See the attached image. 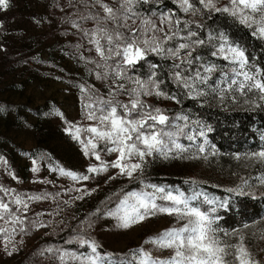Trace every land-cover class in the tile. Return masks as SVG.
Segmentation results:
<instances>
[{"label": "snow or ice", "instance_id": "obj_1", "mask_svg": "<svg viewBox=\"0 0 264 264\" xmlns=\"http://www.w3.org/2000/svg\"><path fill=\"white\" fill-rule=\"evenodd\" d=\"M94 2L100 5L105 15L99 18L97 28L93 32L96 38L90 42L95 45L97 54L105 61L104 67L113 69L114 78L126 79L135 87L126 89L124 83H119L110 89L108 98L98 95L87 96L88 102L84 104L85 117L94 121L95 124L83 129L73 126V139L83 145L86 156L91 153L97 161H100L98 167L90 166L88 172L99 174L112 168L118 169L119 175L132 178L135 173H143L148 157L167 160L178 158L182 152L187 151V148L178 142L181 136L188 141H195L197 135L205 137L204 143L207 144L206 132L203 128L198 134L185 131L186 128H190L187 116L170 119L160 108H153L141 99L142 96L148 95L175 99L174 96H169L160 90V84L163 81L156 80L154 72L146 81L125 76L127 69L135 68L140 61L146 59L149 53L171 60L172 81L190 92H195L196 95H206L204 88L210 87L211 92L221 99H223L222 94L226 92H237L243 96L255 92L259 95V99L264 101V72L258 68L251 69L245 51L239 45L230 43L223 34H220L218 38L209 37V43L213 39L219 41L218 44L212 45L214 50L211 55L219 56L226 61L225 67L232 66L231 75L224 71L218 78L223 87L217 89L214 85L209 86L212 74L218 71L217 67L214 64H201L199 56L193 57V52L198 46L204 45L205 40L193 39L198 36V33L188 30L190 22L183 21L179 17L174 18L173 13L162 14L159 17L161 26H157L150 19H143L140 27H132L127 21L138 17V14L133 12L134 5L140 2L147 3L148 0H117L118 8L105 4L103 0H94ZM199 4L209 11L228 13L249 28L255 26L252 34L264 38V0H229V4L223 8H217L215 0H199ZM8 6L9 0H0V7L7 9ZM179 6L184 13L191 12L195 15L200 11L193 0H179ZM85 19L96 20L97 17L90 15ZM108 23H112L114 27H107ZM182 23L183 28L180 27ZM121 29H126V32ZM85 34L88 35V33ZM101 40L105 43L101 44ZM109 60H114L115 64L108 65ZM151 67L155 68L157 65H151ZM104 75H107V71ZM98 78L104 77L98 75ZM198 85L204 87L201 88ZM81 90L88 91L84 88ZM119 94L128 95L129 102L123 103L115 99ZM232 100H235V96H232ZM57 115L62 114L57 112ZM179 120H183L184 124L176 123ZM69 131L72 133V129ZM82 131L91 135L82 139ZM207 131L211 129L208 128ZM101 147L109 154L115 153V160L110 162L101 160L97 151ZM173 152L176 153L175 156L172 155ZM198 152L204 153L205 148L198 146ZM212 154H215L214 149ZM188 158L198 159L199 157L193 155ZM204 158L207 159V157ZM250 158L264 164V149L252 153ZM3 163L7 162L3 161ZM37 170L33 169V171ZM60 173L72 180L89 179L88 175L78 176L64 169H60ZM109 179H115V176H110ZM258 179L260 184L264 185V176ZM247 184L248 181H244L243 185L226 189V191L238 196H252V193L244 190V185ZM146 187L151 188L152 191L126 193L120 199L116 210L110 211L108 215L117 219L118 227L124 229L157 214L174 217L180 224L179 227L165 229L158 235L145 240L146 244H152L156 249L170 250L171 256L154 257L143 247L130 250L124 255L113 253L101 255L97 252L98 246L95 242L80 240L81 245L87 244L90 247L91 254L77 256L64 251L59 256L62 264H67L66 257L78 264H259L244 246L243 235H239V243L235 244L223 242L217 237L219 229L213 227L216 218L211 215L217 208L213 206L205 210L202 207L204 204H217L214 199L195 189L186 195L184 192L166 190L156 185L149 184ZM0 190L5 194L9 191ZM80 198L82 197H77V199ZM28 199L39 200L41 197L35 196ZM157 200L161 203H157ZM13 202L23 205L25 210L28 207L19 196ZM218 206L226 207L227 202H219ZM5 214L12 216V223H22L20 217L12 213L9 205L0 200V219H4ZM244 227L247 228L248 225ZM0 234H7V229H0ZM48 251L53 250L48 249Z\"/></svg>", "mask_w": 264, "mask_h": 264}, {"label": "rangeland", "instance_id": "obj_2", "mask_svg": "<svg viewBox=\"0 0 264 264\" xmlns=\"http://www.w3.org/2000/svg\"><path fill=\"white\" fill-rule=\"evenodd\" d=\"M44 1L48 0H9L7 9L0 7V18L2 14H8L10 22L8 31H0V62L6 45L19 42L23 36L40 34L46 30V22L40 11V5ZM174 1L179 5V0ZM215 4L217 8H223L229 4V0H215ZM151 20L157 26H161L159 18ZM254 27L251 29L254 30ZM49 34L50 39L33 50L34 59L41 57L49 61L52 56L54 66H63L71 72L76 71L79 66L67 52L69 44H76L74 32L63 34L61 31L58 33L49 31ZM76 47L73 54L83 50L81 45L76 44ZM35 66L37 67L20 68L0 76V101L24 106L20 110L22 121L18 120L17 113L5 112L0 108V158H2L0 159V189L9 190L7 194L0 190V200L7 203L12 213L19 216L22 221V223H12V216L9 214H5L4 219H0V229H7V234H0V264H62L59 256L64 251L83 256L70 249L72 243L80 247L85 246L79 243L80 240H85L80 236H67L60 244L53 242L67 233L70 228L72 229L71 226H74L91 210L110 186L136 180L146 170L160 169L161 172L168 174L193 176L232 188L248 181V184L244 185L246 192L255 194L264 190V185H261L258 179L264 176V164L250 158L254 152L221 165L219 162L210 163L211 160L207 156L197 152L192 154L198 156V159L188 158L193 155L183 159L182 153L178 158L167 160L161 158L163 162L153 161L155 157H148L143 173H135L132 178L121 176L118 174V169L112 168L99 174L88 172L90 166L98 167L100 161H97L91 153L86 156L83 145L73 139V126L83 129L95 124L94 121L85 117L80 91L66 83L49 80L46 74L49 66ZM80 72L90 83L89 88L92 90L103 88L107 98L115 84L124 83L126 89L135 87L126 80L114 77L107 79L103 75L101 77L104 78H98L95 72L86 74L83 69H80ZM93 92L96 91L93 90ZM150 96H142L141 99H149ZM115 99L128 103L130 97L119 94ZM237 100H243L245 105L255 107L260 99L258 94L252 92L246 96L238 95ZM36 109H39L40 115L33 113L32 110ZM57 112L62 115H57ZM23 120H26L29 125ZM90 135L81 132L82 139ZM97 151L101 160L105 162L116 158L115 153L109 154L103 151L102 147ZM175 154L173 152L172 155L175 156ZM34 168L38 170L33 171ZM60 169L71 171L78 176L88 175L89 179L72 180L62 175ZM110 176H115V179H109ZM143 191L150 192L152 189L145 186ZM17 196L27 203L26 210L23 205L13 202ZM35 196L41 199H28ZM77 197L82 198L77 199ZM116 208L117 205L111 211H115ZM109 212L98 222L96 221L97 225L90 228V233L94 237L92 242H95L98 248L101 246L109 252L122 253L129 248L143 247L154 257L167 258L172 255L170 250L156 249L152 244H146L145 240L158 235L165 229L179 227L180 224L174 217L157 214L124 229L118 227L117 219L109 216ZM78 226L82 232L85 221L81 220ZM77 227L73 229L75 232ZM239 235L244 236V241L249 237L254 239L253 249L244 246L254 260L264 264V221L239 233L235 238L238 243ZM48 249L53 251L49 252ZM65 260L67 264H78L67 257Z\"/></svg>", "mask_w": 264, "mask_h": 264}, {"label": "trees", "instance_id": "obj_3", "mask_svg": "<svg viewBox=\"0 0 264 264\" xmlns=\"http://www.w3.org/2000/svg\"><path fill=\"white\" fill-rule=\"evenodd\" d=\"M103 2L114 8L119 7L117 0H103ZM193 2L196 4V7L200 9L195 15L191 12L184 13L174 0H148L147 3L140 2L133 7V12L137 13L138 17H133V19L128 20L127 23L132 27L138 28L143 19L151 20L152 18H159L162 14L173 13L174 18L179 17L183 21L190 22L188 30L198 33V36L193 37V39L205 40V44L198 46L193 52V57L199 56V62L201 64H214L217 67L218 71L213 73L209 80V86L214 85L217 89L223 87V85L219 83L218 78L224 71L229 72L231 75L232 66L228 65L225 67L227 64L226 61L219 56L213 57L211 55V52L214 50L212 45L218 44L219 41L218 39H213L211 43H209L210 36L218 38L220 34H223L230 43L239 45V47L245 51L251 69L255 70L258 68L261 72H264V38L253 35V30L251 28L239 23L236 18L228 13L209 11L199 4V0H193ZM40 11L46 22V30H43L40 34L36 33L32 36H23L19 42L6 45L0 62V76L10 74L20 68L47 65L49 66L48 70H46L48 79L76 87L80 91L84 104L88 102V95H92L93 97L98 95L107 98L103 88L93 89L96 91L93 92V90L89 88L91 86L86 80V76H83L80 72V69H83L86 74L95 72L99 76L103 75L107 77V79L108 77H114L113 69H106L104 67L105 61L97 54L95 45L90 42V40L96 38L93 36V32L97 28L99 18L105 15L100 5L95 4L94 0H48L40 5ZM90 15L96 16L97 19H85V17ZM8 19V14H2L0 18V31H8L10 28ZM107 27L112 28L114 25L108 23ZM180 27H184L183 23ZM121 30L126 32V29ZM49 31H55V33L61 31L63 34L74 32L76 37L75 43L81 45L83 49L78 50L77 54H73V50L77 48L76 44H69L67 48L68 54L73 57L74 61L79 66L76 71L71 72L63 66H54L52 63V56L49 61L41 57L34 59L33 50L50 39V34L48 35ZM85 33H88V35ZM104 43L105 41L101 40V44ZM107 64L114 65L115 61L109 60ZM171 64V60L164 59L154 53H149L146 59L140 61L135 68L127 69L125 76L146 81L154 72L156 74L155 79L163 81V83L160 84V90L169 96H174L175 99H165L163 97L151 95L149 99L143 98L142 100L153 108H160L170 119L187 116L190 128H186V132L191 131L194 134H198L202 128L206 132L207 144L204 143L205 137H200L198 135L195 141H188L183 136L180 137L179 143L187 148V151L181 154L183 159L189 155H193L192 153L194 152L199 153L198 146H203L205 148L203 154L211 160L210 163L219 162V165L224 163L227 164L248 153L258 152L264 149V101L259 100V106L249 107L244 104L243 100H237L238 95H240L239 93L226 92L222 94L223 99H221L211 92L210 87L204 88V91L207 93L206 95H196L195 92H190L188 89H184L172 81L170 78L173 72ZM98 65L100 66L98 67ZM151 65H157V67L153 68ZM105 71H107L106 76L104 75ZM198 87L203 88L204 86L198 85ZM82 88L88 91L83 92L81 90ZM232 96H235L234 101L232 100ZM84 104L83 111L85 113ZM22 107L24 106L7 101H0V108L5 112L17 113L19 121H22V116L20 114ZM32 111L34 114L40 115L39 109ZM23 121H25V124L29 125L26 120ZM176 123H181V125H183L184 121L179 120L176 121ZM208 128H210L211 131H207ZM213 149L215 150V154H212ZM160 159L161 158H154L153 161L163 162ZM149 184L163 187L166 190H178L184 192L186 195L190 194L192 190L195 189L202 191L210 199H214L217 204H204L202 207L205 210L213 206L217 208L216 212L211 214L216 218L213 227L219 229L216 235L223 242L229 243V240L234 238L229 244L238 243L235 238L239 233L251 229L264 221V190L252 196H238L226 191V189L232 187L223 186L211 180H202L188 175L168 174L166 172H161L160 169H152V171L146 170L145 173L136 180L110 186L101 199H98L92 206L91 210L87 212L85 216H82L74 226H71L73 227L72 229L70 228L67 233L57 238V241L53 242L54 240L52 239V242L60 244L65 241L67 236L70 237L74 235L92 242L94 237L90 233V228L93 225H97V222L103 215L118 205L120 199H122L126 193L143 191V187ZM219 202H227V206L221 208L218 206ZM158 203L161 202L158 201ZM81 220L85 221L82 232H80V227L78 226ZM87 225L91 226L89 227ZM244 225H248V227L245 228ZM75 226H78L76 232L73 230ZM225 233L228 234L225 235ZM253 240L254 239L250 237L246 238L244 245L253 249ZM84 245L85 246L80 247L72 243L70 249L83 256L91 254L90 247L87 244ZM133 249L138 248H129L122 253H115L109 252L100 246L97 252L101 255L104 253L124 255Z\"/></svg>", "mask_w": 264, "mask_h": 264}]
</instances>
